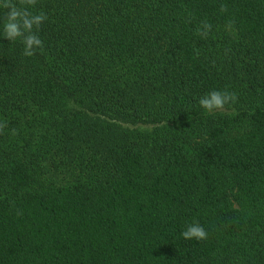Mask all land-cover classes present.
Here are the masks:
<instances>
[{
  "label": "trees",
  "instance_id": "16d2710c",
  "mask_svg": "<svg viewBox=\"0 0 264 264\" xmlns=\"http://www.w3.org/2000/svg\"><path fill=\"white\" fill-rule=\"evenodd\" d=\"M26 7L32 56L0 8V264H264V0Z\"/></svg>",
  "mask_w": 264,
  "mask_h": 264
},
{
  "label": "clouds",
  "instance_id": "9594fccd",
  "mask_svg": "<svg viewBox=\"0 0 264 264\" xmlns=\"http://www.w3.org/2000/svg\"><path fill=\"white\" fill-rule=\"evenodd\" d=\"M36 0H19V7L12 2V0H4L0 8L6 9L3 18V36L8 38L10 41L16 39H21L24 44V55L32 56L34 55V50L36 48H42V40L33 31L34 27L36 29L47 19V14L40 12L34 14L28 10L26 6H35ZM227 6L221 5V11H226ZM212 25L203 21L200 25L195 28L198 35L206 37L208 32L211 31ZM237 99L235 93L213 90L204 96H202L198 103L199 105L208 112H213L215 110H222L226 104L229 102H235ZM6 126V121L0 123V132L3 131ZM184 239H196L203 240L207 239L208 233L205 228L195 221L186 226L185 230L181 233Z\"/></svg>",
  "mask_w": 264,
  "mask_h": 264
},
{
  "label": "rangeland",
  "instance_id": "374dc122",
  "mask_svg": "<svg viewBox=\"0 0 264 264\" xmlns=\"http://www.w3.org/2000/svg\"><path fill=\"white\" fill-rule=\"evenodd\" d=\"M52 175L54 176V178H62L64 176L63 172L59 170L54 171Z\"/></svg>",
  "mask_w": 264,
  "mask_h": 264
}]
</instances>
